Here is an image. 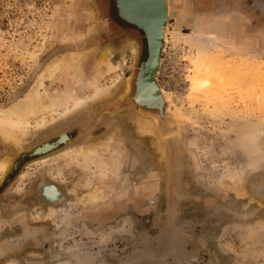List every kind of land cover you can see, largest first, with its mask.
Instances as JSON below:
<instances>
[{
	"label": "rangeland",
	"instance_id": "rangeland-1",
	"mask_svg": "<svg viewBox=\"0 0 264 264\" xmlns=\"http://www.w3.org/2000/svg\"><path fill=\"white\" fill-rule=\"evenodd\" d=\"M170 4L158 74L170 101L164 133L129 100L126 82L147 41L116 0H0V109L29 96L46 64L71 60L44 79L60 104L41 115L55 120L39 128L40 114L22 117L20 143L0 133V161L9 160L0 175V264H264V0ZM178 22L182 34L202 29L223 52L235 48L223 61L229 68L220 63L227 73L212 66L227 100L193 86L194 48L170 38ZM104 52L118 56L116 68L102 64ZM96 85L111 88L59 116L73 105L69 90L90 99ZM0 125L8 130L9 119ZM91 149L90 159L81 155Z\"/></svg>",
	"mask_w": 264,
	"mask_h": 264
},
{
	"label": "bare ground",
	"instance_id": "bare-ground-1",
	"mask_svg": "<svg viewBox=\"0 0 264 264\" xmlns=\"http://www.w3.org/2000/svg\"><path fill=\"white\" fill-rule=\"evenodd\" d=\"M147 1H149L150 4L146 5L145 8L143 7V1L142 0H122V5H124L125 9H123V13L126 16H130V17H134V18H140L141 20L145 19V20H149L150 21L149 26H151V28H152L151 32H150V35H151V49H150L151 50V57L148 60V62L146 63V71L143 73V76L141 78V82H139L138 85H139V87L141 89V93L140 94H142V96L149 97L151 95V96H153L152 100H155L156 98H158V97H155L156 94H157V91L155 90V88H156L155 85L156 84L154 82V79H155L156 74L158 72V65H159L158 55H159L160 51L164 48V39L167 40V31H168V29H167L166 25L168 23V16L171 15V4H170V0H146V2ZM161 23H162V25H161ZM180 29H181V25L178 22L174 26V28H173V30L171 32L172 36L170 38L173 39V40H176L178 42L181 41V40L182 41L183 40L188 41L189 45L192 44V46H193L192 48H194L193 49V51H194L193 54L195 56V59L197 60V65L196 66H197V69H199V70L197 71L198 73H196V76H194L193 79H192L193 80V82H192L193 86L195 85L199 89L200 88L204 89V92L205 91L208 92L209 95H211V96L208 95L207 98L212 97V95H213V97L211 98L212 100H216V99L217 100L218 99L222 100L224 98V95H222V94H224V92H226V90L223 89V93H222V91H220V89L222 87L220 86V84H219V82L217 80L218 78H216L217 83H216L215 79L212 78L213 75H214L213 71H216V69L219 68L218 67V68L215 69L212 66L217 64V66L218 65L220 66L219 69L222 68L221 70L222 71L225 70V73H227L226 69L221 67L220 63L225 61V59L227 57L226 54L228 53V50L229 49H230V51L233 50V49L235 50V48H233L232 46H226L228 50H227V53H225V52H223V50L220 49V47L222 45L221 41L219 39H217L216 37L212 36V35L204 34L201 31L202 29L200 30L198 28H194L193 29L194 32L192 34H188V33L187 34H185V33L182 34V31H180ZM162 38H163V41H162ZM160 48H161V50H159ZM134 52H135V48L132 47L129 50V54H133ZM235 53H237V52L235 51ZM237 54H239V53H237ZM62 57H64V56H62ZM62 57L60 59H58V60H53V61L49 62L48 64H46V66L44 68V72L46 74L41 76V77H39L40 79H39V83H38L37 87L33 89V91L31 92V94L29 96L20 98L19 100L15 101L8 108L0 109V120L7 119V118L9 119V125H7L8 128L6 127L8 130H6L4 128V125H0V133H2L4 136L8 137V139L13 140L16 143H20L21 140H23L24 134H25V128H26L28 123H27L26 120H23L22 117H25V116H27L29 114H33V113H35L36 115H39V114L41 115L47 108H49L50 110H54V111L58 109L57 108L58 104H60L59 103V99L57 98V96H50V94L47 91L44 79H45V77L48 78V79H53L57 75V73H59V72H61V73L64 72L65 73V69H66L65 67L70 64L71 60L64 59ZM117 59H118V56L116 54H113V53L108 54L107 52L106 53L104 52V54L101 56L102 64L107 66V67H109L110 69L117 67V65H118L117 61H116ZM239 61L242 62L241 59H239ZM226 62L229 64L230 60L226 61ZM236 62L237 61H235V63ZM224 64H225V62L222 63V65H224ZM238 64H239V62H238ZM79 65H80V63H79ZM217 66H215V67H217ZM226 66L228 67L227 64L224 65V67H226ZM243 66H241V68H243ZM235 67H237V66H235ZM252 67H254V66H252ZM256 68H259V67H256ZM219 69H218V71H219ZM233 69L234 68L232 66L230 70H233ZM247 69H248V66H247ZM247 69L245 68V70H247ZM240 70H242V69H240ZM245 70L243 72H241V73L242 74L244 72L246 73L247 71H245ZM218 71H216V72H218ZM234 71L236 72V69H234ZM234 71H233V73H234ZM77 72L78 71H75L73 73V76H77L78 77L79 75L82 74V73L76 74ZM216 72H215V74H216ZM256 74H254V75H256ZM233 76L231 75V78H233ZM247 79L248 78H246V81H247ZM224 80H226V78ZM243 80H244V78H243V75H242V80L241 81H243ZM247 82H249V81H247ZM250 83L252 85H254L253 84L254 82L252 83L251 80H250ZM250 83H248V85ZM131 84H132L131 80L127 81L126 82V87L129 88L131 86ZM94 85H95V83H94ZM82 86H80V87H82ZM226 86H224V87L226 88ZM240 87H241V85H240ZM110 88L111 87H99V86L96 85V89L93 92L94 94H93V96L91 95L90 99L86 98V96L84 97V96L79 95L77 88H72L71 90H69L68 93H66V98L68 99V101L73 102V105L72 106H67L66 105L67 107H65V108L63 107L64 111L63 112H59L60 113L59 116H66V115L72 113L77 108H80V107L86 105V103L89 100H91V99H96V98H99L101 96H105L106 94L109 93ZM160 91H161V85H160ZM197 91L200 92V96H201V93H202L201 90H197ZM206 92L204 93L205 96H206ZM259 94H261V93H259ZM214 96H215V98H214ZM47 99L49 101L48 105H47L48 102L46 103ZM209 99H208V101H209ZM223 100L225 101V100H227V98L223 99ZM212 102H214V101H212ZM207 104H208V102H207ZM173 105H175V104H173ZM174 110H175V112L178 111L176 108H174ZM2 115H4L5 118L2 117ZM59 116L57 115L58 118H59ZM54 120H55V118L53 117L52 121H54ZM52 121L48 120L47 117H45V115H41V117H39V120H37L36 125H37V127L42 128V127L46 126L49 122H52ZM63 137L66 138L64 136V133H63ZM63 140H65V139H63ZM50 147L52 148V144H46V145H44V147L40 148V151H44L46 149H50ZM70 149H72V148L70 147ZM70 149L68 148V149L64 150V152L61 153V154L67 155L68 153H70V151H71ZM114 149H115L114 151L117 154L120 153V152L117 151L120 148L118 149V147H117V149H116L114 147ZM120 151H121V149H120ZM81 152H82L81 155H83L84 158H86V159H90V155L95 154V151H93L92 149L89 150L88 153H85L82 150H81ZM46 158L47 157L42 159V161L45 162V163H47V160H48ZM114 159L116 161L115 165H117V166L120 165L121 166V161H119L116 158H114ZM114 159H112V160H114ZM107 161H109V160H107ZM107 161L99 159L98 162L100 163L101 167L107 168L108 166H110V161L109 162H107ZM8 164H9V160L8 159H3V160L0 161V175L7 169ZM120 166H119V168H120ZM103 172H104V170H103ZM21 176L24 177L25 173L23 175H21ZM46 189H47V191H46L47 194L49 196H51L52 194L48 190L49 188H46ZM91 198L95 199L96 196L92 195Z\"/></svg>",
	"mask_w": 264,
	"mask_h": 264
},
{
	"label": "water",
	"instance_id": "water-1",
	"mask_svg": "<svg viewBox=\"0 0 264 264\" xmlns=\"http://www.w3.org/2000/svg\"><path fill=\"white\" fill-rule=\"evenodd\" d=\"M143 1V7L145 8L146 5H149V1L146 2V0H142ZM116 5H117V9H118V13L119 16L125 20L126 22L136 26L137 28L141 29L145 35L146 41H147V50H148V55L146 57L145 60H143L140 63L139 69L134 72L132 74V76L128 79V81L131 80V86L129 87V100L132 103V105L136 106L138 109H140L143 113L148 114L153 116L155 119H157L160 123V129L164 132L167 133L168 131V122L170 121L171 117L169 114V105H170V101L169 98L167 97V95L165 94L164 90L162 89L161 86V91H160V84L158 82V74L160 71V66H161V62H162V55H163V51L166 48V44H167V40L164 39V48L161 50V48L159 50L160 53L158 55V72L156 74V77L154 79L155 82V90L157 91V94L155 97V100H152L153 96H149V97H144L142 96L141 93V89L139 87V82H141V78L143 76V73L146 71V63L148 62V60L151 57V26H149L150 21L149 20H141L140 18H134V17H130V16H126L123 13V9L124 5H122V0H116ZM171 15L168 16V23H167V36H168V32H169V22L171 19ZM162 25V23H161ZM163 35V34H162ZM163 41V38H162ZM154 97V98H155ZM64 136L67 137V135L64 133ZM178 252L175 253L176 257H178L177 255ZM174 255V254H173ZM175 257V256H174Z\"/></svg>",
	"mask_w": 264,
	"mask_h": 264
}]
</instances>
